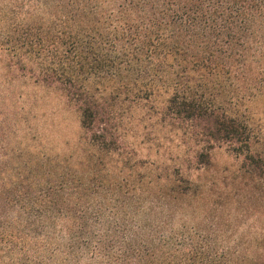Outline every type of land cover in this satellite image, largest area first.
<instances>
[{
    "label": "trees",
    "instance_id": "1",
    "mask_svg": "<svg viewBox=\"0 0 264 264\" xmlns=\"http://www.w3.org/2000/svg\"><path fill=\"white\" fill-rule=\"evenodd\" d=\"M0 53L77 115L5 161L0 264H264L193 180L225 147L264 203V0H0Z\"/></svg>",
    "mask_w": 264,
    "mask_h": 264
},
{
    "label": "rangeland",
    "instance_id": "2",
    "mask_svg": "<svg viewBox=\"0 0 264 264\" xmlns=\"http://www.w3.org/2000/svg\"><path fill=\"white\" fill-rule=\"evenodd\" d=\"M6 60L7 57L0 53L2 177L9 173L7 159L25 161L32 156L40 159L62 153L66 137L77 127V115L62 94L33 82L28 76L8 72ZM263 107L264 102L260 100L252 104L253 111H260ZM145 147V144L136 145L134 149L125 146V152L130 157L141 158L151 152ZM153 157L151 153L150 159ZM237 169L234 156L225 147H219L212 153L209 169L194 173L193 180L198 188L203 187L210 200H214L212 214L216 211L227 216L230 211L235 212L238 223L252 225L251 236L264 241V203L250 180L243 178Z\"/></svg>",
    "mask_w": 264,
    "mask_h": 264
}]
</instances>
